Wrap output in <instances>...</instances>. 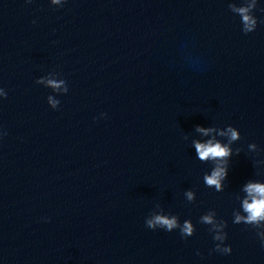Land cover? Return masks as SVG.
Instances as JSON below:
<instances>
[{"label": "water", "instance_id": "water-1", "mask_svg": "<svg viewBox=\"0 0 264 264\" xmlns=\"http://www.w3.org/2000/svg\"><path fill=\"white\" fill-rule=\"evenodd\" d=\"M213 138L233 150L219 190L193 144ZM249 183L264 0H0V264H264Z\"/></svg>", "mask_w": 264, "mask_h": 264}, {"label": "clouds", "instance_id": "clouds-1", "mask_svg": "<svg viewBox=\"0 0 264 264\" xmlns=\"http://www.w3.org/2000/svg\"><path fill=\"white\" fill-rule=\"evenodd\" d=\"M30 2V0H29ZM54 3H58L59 0H53ZM238 11L243 14L247 10L244 8L238 9ZM243 22L245 24V28L243 29V32L245 34L250 33L256 29V21L251 19L248 15H243ZM41 81H37L39 83ZM53 89H58L60 87V84H64L65 81H61L60 84L56 83L53 80H48L47 82ZM68 88L67 86L64 88V92L67 93ZM49 102L52 103L53 109H56V105L59 103V101H52L51 97L48 98ZM196 130L198 132L203 133L205 136L208 135L209 132L215 131V128L213 127H202L197 126ZM227 133H230L229 140L235 141L239 138L240 132L238 133L236 128L232 126L227 127ZM226 133L221 132L220 136H225ZM215 138L208 140L207 142H199V141H193L194 148L197 154V158L202 162H209L211 161L214 165H217L213 167L210 175L204 176V181L206 186L215 185L216 190H219L221 187L220 181L221 179L226 180L228 175V165H229V159L233 155V150L227 145L224 144L222 146L220 141H215ZM252 148H256L257 145L255 143H252L249 145ZM239 149L236 150L237 154L239 153ZM223 161V167L218 166L219 162ZM246 191L249 194L255 193L260 198L256 199L253 198V202L249 204L247 201L244 203L245 210L249 213V216L247 217L248 222H258L261 219H264V184L259 183H249L246 186ZM191 192L188 193L189 199H191ZM204 221L206 223H211V217L210 216H204ZM240 217H237V222L240 220ZM160 225L161 227L166 228L168 231H171L174 227H178L176 218L173 217L171 219L167 218L163 215H156L154 219H148L146 220V226L150 229H156V226ZM182 233H186L188 235L193 234V227L191 224L185 223L184 227L182 229ZM183 236V235H182ZM226 238V237H225ZM214 239H223L222 237H215ZM264 241V239H262ZM216 251L223 252L225 254L230 253L232 251L231 246H225L223 250L221 251L220 246L216 245Z\"/></svg>", "mask_w": 264, "mask_h": 264}]
</instances>
